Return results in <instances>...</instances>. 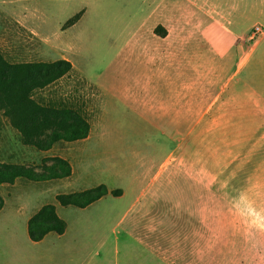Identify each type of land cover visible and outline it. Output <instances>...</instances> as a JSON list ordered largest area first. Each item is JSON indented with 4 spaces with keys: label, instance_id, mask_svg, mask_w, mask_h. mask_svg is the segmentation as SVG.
<instances>
[{
    "label": "rangeland",
    "instance_id": "1",
    "mask_svg": "<svg viewBox=\"0 0 264 264\" xmlns=\"http://www.w3.org/2000/svg\"><path fill=\"white\" fill-rule=\"evenodd\" d=\"M199 2L0 0L2 56L69 60L33 98L90 125L42 150L59 124L27 142L1 118L0 166L43 177L62 159L72 174L0 185V264H264V0ZM102 185L122 195L58 201ZM48 205L67 232L33 243L28 223Z\"/></svg>",
    "mask_w": 264,
    "mask_h": 264
},
{
    "label": "trees",
    "instance_id": "2",
    "mask_svg": "<svg viewBox=\"0 0 264 264\" xmlns=\"http://www.w3.org/2000/svg\"><path fill=\"white\" fill-rule=\"evenodd\" d=\"M78 16L69 24H75ZM74 66L67 60L53 63L11 64L0 53V120L5 117L11 126L25 138L33 142L43 130L58 125L64 133L53 132L47 146L39 143V148L49 150L58 142L68 143L86 140L90 125L73 111L42 107L33 96L37 91L46 89L70 74ZM63 174H50L39 177L33 171L17 166H0V185H13L19 179L31 181L68 178L72 174L69 163L58 159ZM109 194L121 196V191L110 192L105 185L83 193L61 195L58 201L63 207L87 209ZM4 201L0 196V212ZM67 223L62 220L53 205L43 207L28 223L29 238L33 243L42 242L48 235L63 236Z\"/></svg>",
    "mask_w": 264,
    "mask_h": 264
},
{
    "label": "crops",
    "instance_id": "3",
    "mask_svg": "<svg viewBox=\"0 0 264 264\" xmlns=\"http://www.w3.org/2000/svg\"><path fill=\"white\" fill-rule=\"evenodd\" d=\"M187 1V0H186ZM196 2H198L200 5H201V3L199 2V0H195ZM205 6H208V9L210 10V11H214V13H217V11L218 10H221V14H227L228 15V13H230V14H235V15H239V14H246L247 15V13H245V12H240L239 13V8H237V7H233V8H230V9H222V8H219V7H217V6H211V5H205ZM165 8H166V6H165ZM167 8H169V7H167ZM170 9V8H169ZM175 9V8H174ZM176 10H177V12H178V14H185V11H186V3H181V4H178L177 6H176ZM210 11H208L209 12V14H211V15H213V13L212 12H210ZM262 13V12H261ZM264 14V13H263ZM242 16V15H241ZM62 60H64V59H62ZM67 61H69V60H67ZM70 62V61H69ZM109 196V195H108ZM146 196H147V198L149 199V189L147 190V192H146ZM101 201V200H100ZM158 218H160L161 220H163V217H158ZM157 221V218L156 217H154V218H150L149 219V224H150V222H151V224H153V223H155ZM168 221H169V219H168ZM149 230H150V227H149ZM151 230H153V228H151ZM67 232V231H66ZM152 234H155V233H153L154 231H150ZM66 234V233H65ZM64 234V235H65ZM63 235V236H64ZM49 236V235H48ZM47 236V237H48ZM46 237V238H47ZM59 237H62V236H59ZM45 238V239H46ZM44 239V240H45ZM43 240V241H44Z\"/></svg>",
    "mask_w": 264,
    "mask_h": 264
},
{
    "label": "built area",
    "instance_id": "4",
    "mask_svg": "<svg viewBox=\"0 0 264 264\" xmlns=\"http://www.w3.org/2000/svg\"><path fill=\"white\" fill-rule=\"evenodd\" d=\"M255 34H261L262 29L260 27H256L255 29Z\"/></svg>",
    "mask_w": 264,
    "mask_h": 264
}]
</instances>
